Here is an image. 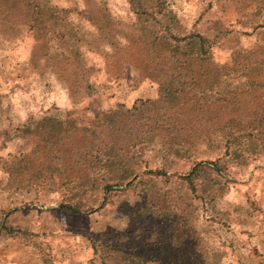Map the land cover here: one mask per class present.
Listing matches in <instances>:
<instances>
[{
	"label": "rangeland",
	"instance_id": "rangeland-1",
	"mask_svg": "<svg viewBox=\"0 0 264 264\" xmlns=\"http://www.w3.org/2000/svg\"><path fill=\"white\" fill-rule=\"evenodd\" d=\"M129 1L0 0V264H264V0ZM161 29L171 49L211 43L166 112L158 81L192 74ZM43 115L63 141L15 131ZM114 118L158 122L122 164L80 159Z\"/></svg>",
	"mask_w": 264,
	"mask_h": 264
},
{
	"label": "trees",
	"instance_id": "trees-1",
	"mask_svg": "<svg viewBox=\"0 0 264 264\" xmlns=\"http://www.w3.org/2000/svg\"><path fill=\"white\" fill-rule=\"evenodd\" d=\"M19 1V0H17ZM130 8L132 11L136 14H142L147 12L146 7L143 5H139L140 9H138L136 6H138L137 2L135 0L129 1ZM167 29H161V31H158L159 35H154V40L156 46L158 45V52L162 53V55H166L169 59L172 60L173 63H176L175 67H178L180 69H183L182 71H185L186 73H191L192 75L189 77L187 83V80L184 81V84L181 87H178V84H174L172 75L170 76V79L168 81H158L159 86V100L161 101L162 105L165 107L164 111L170 109V104L177 101L178 97L181 96V93H184L185 89L189 90H196L198 91L200 88V85L198 84V78L195 76L197 71L199 70L201 63L200 61H205L207 58L211 59L210 55V47L211 43L205 45L203 43V38L200 35H185L179 39L171 37V39L174 40V42L177 44L172 49L168 44H166L163 40V34H167ZM190 39H196L198 41V48L195 51H185L184 49H181L179 47V43L181 41H188L190 42ZM183 58H179L182 57ZM175 58V59H174ZM173 67V68H175ZM171 68V67H170ZM168 69V68H167ZM196 72V73H195ZM193 73H195L193 75ZM172 74V73H171ZM180 73H177V76H179ZM90 83L87 79L80 81V90L86 91L90 88ZM71 92V91H70ZM201 94V91L199 92ZM85 94H88L85 93ZM71 95V94H70ZM158 100V101H159ZM154 104H151V107H153ZM153 110V108H151ZM141 109L137 106H133L132 109L129 112V115H134L135 113H140ZM142 112V111H141ZM153 114V113H152ZM153 115H151L148 119V121H151ZM122 118H125L124 115L121 116ZM121 118H114L110 121V124L107 127H99L96 125V130L90 131V139L88 141V145L86 147V150L84 152H80L78 155L80 159L85 160L84 158H89V162H97V163H103V162H115L117 164H122L125 162V159L127 158V154L129 153V149L133 148L135 149L137 139H142L144 136H150L151 130L155 129L154 125H157L158 121H153L152 123L145 121V123H138L133 127H128L125 130L124 122ZM59 118L52 119L49 115H43L39 119H33L32 117H29L24 123H22L15 131L20 132L21 134H25L27 137L28 135L33 137L34 134L39 135L41 138V142H44L45 144L53 145L56 143L57 140L65 139L64 137H61L58 135V129H59ZM124 127V128H123ZM161 128V125L158 126ZM166 127L172 131L174 130V126L166 125ZM198 132L200 129L197 130ZM128 132L127 135H125ZM141 135V136H140ZM148 136V137H149ZM140 142V140H139ZM171 151V150H170ZM51 162L48 163V165ZM65 164V163H64ZM51 168V167H49ZM207 168H215L213 164L208 162H199L194 164L185 174L179 175V177L184 181L186 184V187L190 190V192L199 191L201 184L197 183V180L201 179L203 174L205 173V169ZM146 173H153V174H161L164 175V172H158V171H146ZM129 184V183H127ZM112 186L106 185L105 190L109 191L112 190Z\"/></svg>",
	"mask_w": 264,
	"mask_h": 264
}]
</instances>
